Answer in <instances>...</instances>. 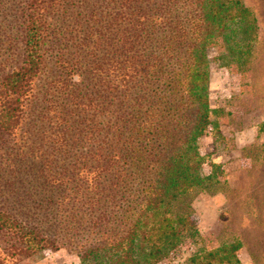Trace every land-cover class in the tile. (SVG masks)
<instances>
[{"label":"trees","instance_id":"trees-1","mask_svg":"<svg viewBox=\"0 0 264 264\" xmlns=\"http://www.w3.org/2000/svg\"><path fill=\"white\" fill-rule=\"evenodd\" d=\"M246 0H0V264H166L192 199L226 184L207 49L256 57ZM208 168V169H207ZM239 239L187 264H241Z\"/></svg>","mask_w":264,"mask_h":264},{"label":"rangeland","instance_id":"rangeland-1","mask_svg":"<svg viewBox=\"0 0 264 264\" xmlns=\"http://www.w3.org/2000/svg\"><path fill=\"white\" fill-rule=\"evenodd\" d=\"M259 18L256 57L246 70L227 64L221 41L207 49L210 65L209 97L219 109V139L208 133L202 152L223 166L226 184L196 195L191 202L196 232L165 262L187 264L200 246L213 247L239 239L241 264H264V0H246ZM208 169V168H207ZM62 248H49L19 264H78Z\"/></svg>","mask_w":264,"mask_h":264}]
</instances>
